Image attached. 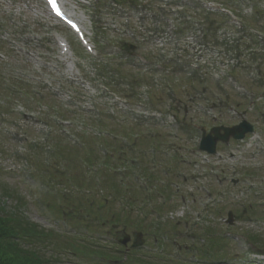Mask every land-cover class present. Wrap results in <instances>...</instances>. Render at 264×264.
<instances>
[{
    "label": "rangeland",
    "instance_id": "rangeland-1",
    "mask_svg": "<svg viewBox=\"0 0 264 264\" xmlns=\"http://www.w3.org/2000/svg\"><path fill=\"white\" fill-rule=\"evenodd\" d=\"M69 1L97 58L59 53L40 0H0V208L74 241L57 264H112L76 242L122 229L146 263L264 264V0H215L245 29L201 0ZM242 113L254 134L197 149Z\"/></svg>",
    "mask_w": 264,
    "mask_h": 264
},
{
    "label": "trees",
    "instance_id": "trees-1",
    "mask_svg": "<svg viewBox=\"0 0 264 264\" xmlns=\"http://www.w3.org/2000/svg\"><path fill=\"white\" fill-rule=\"evenodd\" d=\"M12 83L15 85L13 86L15 90L23 94L21 82L15 80ZM16 85L19 86L16 87ZM32 101H34V98ZM81 204L83 207L84 204ZM102 204L105 205L103 202ZM88 209L91 210V206H88ZM90 210H88V212H90ZM92 212H94L95 218L97 219L109 215V213H107L106 216L104 215L101 204L96 205L95 210ZM113 216L114 213H111V219ZM52 237L53 235L51 232L39 228L23 217L18 208H14L10 212L0 208V264H57V255L75 254L79 251L74 241L68 242L67 246L63 247L58 245ZM82 242L85 241L76 243L79 247H87L90 254L102 260L109 261L110 263L116 260L118 264H153L151 261L147 263L143 261L145 256L141 249L129 250L128 253L123 254L125 256V261L120 263V259L117 258H119L118 255L122 251L121 247L110 244L111 251L107 252L101 249L102 247L99 241H92L91 243H86V245ZM44 253H48L49 256L44 257ZM79 253H81V251Z\"/></svg>",
    "mask_w": 264,
    "mask_h": 264
},
{
    "label": "water",
    "instance_id": "water-1",
    "mask_svg": "<svg viewBox=\"0 0 264 264\" xmlns=\"http://www.w3.org/2000/svg\"><path fill=\"white\" fill-rule=\"evenodd\" d=\"M222 131V134H220ZM253 128L245 123L242 122L237 126L232 128H212V127H205L201 130L202 136L201 141L199 143V150L205 151L208 154H213L215 149V144L217 141H221L226 143L229 137H232L235 140H241L245 133L252 132ZM230 217V215H229ZM231 223V221H229ZM130 240L128 235H123L122 239L118 240V243L125 246ZM143 245V240L141 239V234L136 233L134 234L133 241L130 245V248L136 249Z\"/></svg>",
    "mask_w": 264,
    "mask_h": 264
},
{
    "label": "snow or ice",
    "instance_id": "snow-or-ice-1",
    "mask_svg": "<svg viewBox=\"0 0 264 264\" xmlns=\"http://www.w3.org/2000/svg\"><path fill=\"white\" fill-rule=\"evenodd\" d=\"M59 14V13H58Z\"/></svg>",
    "mask_w": 264,
    "mask_h": 264
}]
</instances>
